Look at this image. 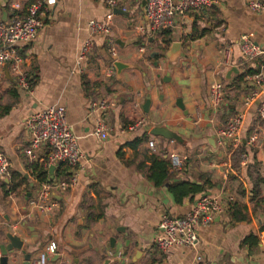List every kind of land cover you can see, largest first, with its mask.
Wrapping results in <instances>:
<instances>
[{
  "label": "crops",
  "instance_id": "crops-1",
  "mask_svg": "<svg viewBox=\"0 0 264 264\" xmlns=\"http://www.w3.org/2000/svg\"><path fill=\"white\" fill-rule=\"evenodd\" d=\"M214 1L211 9L174 16L156 33L145 17V0H120L113 11L106 0H0L1 21L24 14L34 2L46 9L35 40L19 48L31 91L19 89L10 69L0 68V113L10 107L0 116V154L9 164L8 177L0 178V246L8 244L7 233L18 237L30 264H264V251L254 240L264 235V119L257 113L259 102L245 112L244 160L236 167L218 135L241 111V100L251 90L247 76H241L264 64V57L247 62L239 42L247 35L264 49V14L252 13L245 0ZM110 13V35H92L88 22H105ZM193 26L209 32L189 41ZM85 40L92 42V51L78 71L76 58ZM172 43H179L180 50L168 58ZM115 62L132 67L117 75ZM232 69L237 73L229 76ZM216 83L222 84L224 96L213 107L210 87ZM102 102L105 110H91ZM47 107L65 109L84 155L75 186L53 192L48 212L31 203L43 185L36 168L45 166L49 151L29 154L25 129L27 118ZM99 121L110 129L102 141L92 135ZM138 121L143 124L137 130L120 133ZM153 128L166 129L170 138L152 136ZM254 135L255 144H246ZM171 154L186 158L182 170H173ZM162 163L167 175L157 183L150 168ZM13 175L15 182L21 176L25 183L8 193ZM181 182L196 192L181 196L176 187ZM253 192L257 199H252ZM227 194L235 198L234 217L241 216L240 208L246 220L235 221L229 212L217 217L198 228L195 249L163 254L153 246L162 216L184 217L202 195ZM250 236L254 239L244 245ZM51 242L57 246L54 254L47 253ZM7 264H25L24 256L9 254Z\"/></svg>",
  "mask_w": 264,
  "mask_h": 264
},
{
  "label": "built area",
  "instance_id": "built-area-1",
  "mask_svg": "<svg viewBox=\"0 0 264 264\" xmlns=\"http://www.w3.org/2000/svg\"><path fill=\"white\" fill-rule=\"evenodd\" d=\"M247 8L254 14H264V0H245ZM120 0H106L107 7L113 11L118 8ZM214 0H147L145 3V17L150 24L152 32L159 33L171 24L174 16H183L187 12H199L211 9ZM19 10V6L14 7ZM46 9L41 2L28 5L24 14H17L8 21L0 20V68L7 66L15 76L17 87L25 92H30V84L27 76L22 72V58L19 48L22 45L31 44L43 28V17ZM112 13L106 16L105 22L89 21L88 29L92 35L108 36L111 33L110 21ZM142 31V29H139ZM241 52L247 62H254L264 57V49L253 43L249 36L242 35L239 39ZM112 43V42H111ZM92 51V42L85 40L76 58V68L81 71V63ZM115 56L114 49H111ZM245 81L251 87L250 92L241 100V111L230 117L226 125L218 133L219 138L226 141L231 155L237 152L243 145L241 132L245 120V112L251 106L259 102L258 116L264 119V64L259 71L247 76ZM224 90L220 83L210 87V104L218 107L223 102ZM91 110L106 109L105 103L92 104ZM143 121L135 122L121 130L120 133L133 132L137 130ZM25 129L29 136L28 153L31 154L42 148H47L49 154L45 161V167L49 170L60 164H66L70 169L68 180L52 181L43 184L36 200L31 204L41 211H50L48 205L50 195L53 192H67L75 186L77 170L81 167L84 155L78 145V137L71 126L66 122V112L63 107H47L32 114L25 121ZM110 129L102 121H99L93 132V137L102 141ZM258 140L254 135L246 144L253 146ZM153 148V144H149ZM244 160V155H242ZM186 158L176 154L169 156V162L173 170H182ZM9 175L8 160L0 154V178ZM235 203L232 194L222 198L202 195L192 209L181 218L164 215L157 228V234L153 246L160 253L166 254L174 248L195 249L198 244V228H205L213 224L214 220L228 212L231 205ZM258 244L264 251V235L258 238ZM57 246L51 242L47 246V253L54 254ZM200 261V258H197Z\"/></svg>",
  "mask_w": 264,
  "mask_h": 264
},
{
  "label": "trees",
  "instance_id": "trees-1",
  "mask_svg": "<svg viewBox=\"0 0 264 264\" xmlns=\"http://www.w3.org/2000/svg\"><path fill=\"white\" fill-rule=\"evenodd\" d=\"M208 32H209L208 29L200 30L197 26H193V28L191 30V33L187 37V39L189 41H195V40H197V39H199L201 37H204ZM261 65H263V64H260L259 67ZM259 67H257V69H255V70H248L241 77H245V76H250V75L256 74L259 71ZM9 109H10L9 106L7 108H5V110L2 113H0V116L8 113ZM136 142L140 143L141 141H136ZM244 151H245V147L242 145L241 148L232 155L233 158H234V164H235L234 167H236V164L238 163V161L242 160V155L244 154ZM166 169H167V165L164 164V163H162V164H154L152 166V168H150L151 171H155L157 173V175H156V178H157L156 182L157 183L159 182L158 178H162V177L167 175ZM14 176H16V175L11 176L10 182L8 184V193H16V192H18L19 189L21 188L20 182L21 183H25L21 176H18V177H20V179H18L20 181H16L15 182V180H13ZM69 178H70V169H69V167L66 164H60L59 166H57L55 168V170L53 172V179L52 180L49 179V170L44 165L43 166H39L38 168H36V179H37V181L40 184H48V183H51L52 181H57V180H68ZM176 187L179 189L181 196H185L187 194H194L196 192L195 191V187L189 185L188 183L181 182V183L177 184ZM171 190H173L172 187H171ZM257 197H258V193L257 192H253L252 199H257ZM236 208H237V206L235 204H233V205L230 206V208L228 210V212H229V214H231L232 218L235 221H244V220H246V217L244 216V212L241 211L240 208H239V210H237V213H239L241 216L234 217L235 215L233 214L232 211L236 210ZM260 232L264 233V225L260 227ZM252 239H254V238L251 237V236L246 238L243 241V244L248 246L249 242ZM254 240L258 244V239L255 238Z\"/></svg>",
  "mask_w": 264,
  "mask_h": 264
},
{
  "label": "water",
  "instance_id": "water-1",
  "mask_svg": "<svg viewBox=\"0 0 264 264\" xmlns=\"http://www.w3.org/2000/svg\"><path fill=\"white\" fill-rule=\"evenodd\" d=\"M146 1L147 0H145L144 3H146ZM165 43H166V41H165ZM179 50H180V44L179 43H172L170 45L169 54H167V57L169 58V56L171 54L178 53ZM130 67H132V66H129V65H126V64H122L120 62H115L114 63V68H115V71H116L117 75H119L124 69L130 68ZM5 68L8 69L7 66H5ZM232 73H237V71L232 69V70L229 71L228 75L230 76ZM176 104H177V106L181 107V109L183 108L182 105H181V100L180 99L177 100ZM148 107H149V100H146V102H145V104L143 106V111L147 112L148 111L147 110ZM149 133L152 136H159V137H163V138H166V139H169L170 135H171L169 133V131H167L164 128H153V129L149 130ZM53 172H54V167H51L49 169V175H50V179L51 180L53 179ZM6 238L8 240V244H6L4 246H0V254H1L0 264H7L8 255L12 254L14 252H20L24 256L25 264H30V257L31 256L29 254H25V252L22 251V246H23L22 241L18 237L14 236V235H12L10 233L6 234ZM114 241H115L114 238L110 239V243H111V247L112 248H114V246H113ZM104 264H107V262H105Z\"/></svg>",
  "mask_w": 264,
  "mask_h": 264
}]
</instances>
